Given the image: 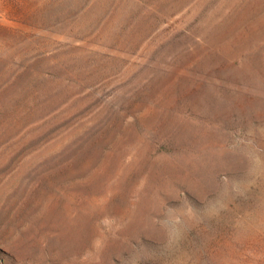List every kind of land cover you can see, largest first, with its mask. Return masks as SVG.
I'll list each match as a JSON object with an SVG mask.
<instances>
[{"label": "rangeland", "instance_id": "rangeland-1", "mask_svg": "<svg viewBox=\"0 0 264 264\" xmlns=\"http://www.w3.org/2000/svg\"><path fill=\"white\" fill-rule=\"evenodd\" d=\"M0 264H264V0H0Z\"/></svg>", "mask_w": 264, "mask_h": 264}]
</instances>
